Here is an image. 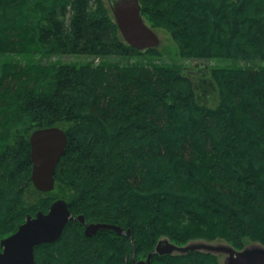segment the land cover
<instances>
[{
	"label": "trees",
	"instance_id": "trees-1",
	"mask_svg": "<svg viewBox=\"0 0 264 264\" xmlns=\"http://www.w3.org/2000/svg\"><path fill=\"white\" fill-rule=\"evenodd\" d=\"M107 1L0 0V248L57 199L36 190L30 146L53 125L68 135L55 179L72 214L131 233L87 236L72 219L36 264H135L163 237L264 245V0H141L186 58L245 62L212 69L216 106L200 100L207 76L129 45ZM64 54L102 60L51 61ZM152 264L221 262L190 251Z\"/></svg>",
	"mask_w": 264,
	"mask_h": 264
},
{
	"label": "water",
	"instance_id": "water-1",
	"mask_svg": "<svg viewBox=\"0 0 264 264\" xmlns=\"http://www.w3.org/2000/svg\"><path fill=\"white\" fill-rule=\"evenodd\" d=\"M110 9L124 40L138 49L157 47L160 38L145 22L141 14L140 0H108ZM68 145L67 132L60 126L39 127L30 136L32 181L44 192L56 186L55 172ZM75 219L69 202L63 198L51 203L47 211L39 210L35 215L28 214L18 229L1 240L0 264H36L35 250L38 245L56 242L63 234L67 223ZM77 220L85 223V216ZM108 229L118 234L124 227L107 222H87L84 233L92 236L98 230ZM130 229L126 231L130 234ZM190 251H205L225 256L223 264H264V245L252 242L238 249L229 242L193 240L186 245H177L168 237L161 238L155 252L161 255ZM153 253L146 260L136 264H151Z\"/></svg>",
	"mask_w": 264,
	"mask_h": 264
},
{
	"label": "rangeland",
	"instance_id": "rangeland-1",
	"mask_svg": "<svg viewBox=\"0 0 264 264\" xmlns=\"http://www.w3.org/2000/svg\"><path fill=\"white\" fill-rule=\"evenodd\" d=\"M146 19V18H145ZM147 21V19H146ZM147 23L150 25V23L147 21ZM151 26V25H150ZM153 27V26H152ZM154 30L157 32V34L160 37V45L157 47L161 54V58L170 63V64H176L177 67H179L183 72L187 74H191L192 77H198L199 74L207 76L205 80L200 83L202 84L201 91L203 95L205 96V99H201L202 101H205L210 106H216L218 103V88L215 82L212 80L211 71L213 68H224L228 65H239L243 66L245 62L242 61H235V60H225L224 58H213V59H191L186 58L183 56L180 52V47L175 41V39L172 37V34L170 31H168L166 28L160 27V26H154ZM18 56V55H17ZM102 58H98L95 56H82V55H74V54H64V55H55L52 57L51 61H59L62 62H71L76 65H80L82 63H86L89 61H96L100 62ZM44 62H48V60H44ZM247 64V63H246ZM260 66H264V62H259ZM210 79L212 82H210ZM36 188V187H35ZM36 190H38L36 188ZM40 191V190H38ZM53 194L56 196L57 199L63 198L65 199V188L62 185H59L56 183L55 188L52 190ZM44 192V191H42ZM50 192V191H48ZM33 197H36V194L32 192L31 194ZM78 217V216H77ZM75 217V218H77ZM246 243H252V239L250 237H245ZM224 242H229L227 240H223ZM142 258H134L135 260H141L146 259V257L141 256ZM218 258L221 262V264L224 261L225 256L224 255H218Z\"/></svg>",
	"mask_w": 264,
	"mask_h": 264
},
{
	"label": "bare ground",
	"instance_id": "bare-ground-1",
	"mask_svg": "<svg viewBox=\"0 0 264 264\" xmlns=\"http://www.w3.org/2000/svg\"><path fill=\"white\" fill-rule=\"evenodd\" d=\"M141 1V0H140ZM141 14H142V16H143V13H142V4H141ZM143 18H144V20H145V22L147 23V21H146V19H145V17L143 16ZM148 24V23H147ZM149 25V24H148ZM150 26V25H149ZM153 30H154V28L152 27V26H150ZM155 31V30H154ZM156 32V31H155ZM157 33V32H156ZM158 35V34H157ZM159 36V35H158ZM160 38V37H159ZM160 45V43L157 45V47ZM149 48H153V47H147V48H144V49H139V50H146V49H149ZM138 49V48H137ZM65 130V129H64ZM35 131V130H34ZM81 215V214H80ZM84 215V214H83ZM74 216V215H73ZM79 216V215H78ZM75 217V216H74ZM78 218V217H77ZM76 219V218H75ZM88 221H86L84 224V226H86V223H87ZM93 222H97V221H93ZM84 229H85V227H84ZM102 230H105V229H102ZM106 230H108V229H106ZM125 230V229H124ZM99 231V230H98ZM97 231V232H98ZM111 231V230H110ZM130 231H131V229H130ZM123 233H126V230H125V232H123ZM123 233H121V234H123ZM131 233V232H130ZM118 234V233H117ZM127 234V233H126ZM158 243V242H157ZM175 244H177V243H175ZM248 244H250V243H248ZM248 244H246V245H248ZM157 245V244H156ZM177 245H186V244H177ZM155 248H156V246H155ZM150 253H153V255H152V258H151V264H152V259H153V256L155 255V254H159V255H161L160 253H158V252H155V249L153 250V251H151ZM149 253V254H150ZM148 254V255H149ZM174 254H181V253H174ZM165 255H168V254H165ZM169 255H173V254H169ZM148 257V256H147ZM147 259V258H146ZM146 259H141V260H146ZM137 261H140V260H135V264H136V262Z\"/></svg>",
	"mask_w": 264,
	"mask_h": 264
},
{
	"label": "flooded vegetation",
	"instance_id": "flooded-vegetation-1",
	"mask_svg": "<svg viewBox=\"0 0 264 264\" xmlns=\"http://www.w3.org/2000/svg\"><path fill=\"white\" fill-rule=\"evenodd\" d=\"M85 221H86V219H85Z\"/></svg>",
	"mask_w": 264,
	"mask_h": 264
}]
</instances>
